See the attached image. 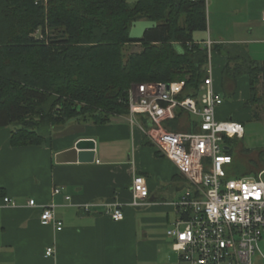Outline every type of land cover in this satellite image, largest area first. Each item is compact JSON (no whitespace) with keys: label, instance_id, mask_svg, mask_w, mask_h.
Instances as JSON below:
<instances>
[{"label":"crops","instance_id":"crops-1","mask_svg":"<svg viewBox=\"0 0 264 264\" xmlns=\"http://www.w3.org/2000/svg\"><path fill=\"white\" fill-rule=\"evenodd\" d=\"M231 6L236 17L216 26L207 14L206 30L193 32V41L222 44L221 48L235 56L231 64L238 61L241 46L252 60L264 61V0H235ZM132 26L135 34L130 36L140 37L155 23L137 20ZM132 47L140 48L136 44ZM210 58L213 87L223 99L215 109V118L243 125L253 119L264 122V81L256 84L252 95L248 75H239L235 82H228L233 88V94L228 95L222 83L227 56L215 51ZM172 113V118L162 121L164 129L189 132L197 128L198 115L180 107ZM136 120L142 127L132 126L128 115L112 116L103 124L73 119L59 130L52 129L44 144L25 146H11V128L0 127V264L179 263V253L165 232L179 215L174 202L190 184L149 142L145 133L153 128L149 118L136 115ZM243 137L231 164L248 173L258 167L252 159L256 153L243 152L251 149L241 142ZM80 138L94 140V161H55L56 153L73 147ZM136 175L144 177L149 190L148 204L141 207L130 205L131 183ZM4 197L16 204H4ZM31 198L37 204L55 205L61 230L40 222V208L27 204ZM115 208L122 210V219L111 218ZM49 246L54 253L46 256Z\"/></svg>","mask_w":264,"mask_h":264},{"label":"trees","instance_id":"trees-1","mask_svg":"<svg viewBox=\"0 0 264 264\" xmlns=\"http://www.w3.org/2000/svg\"><path fill=\"white\" fill-rule=\"evenodd\" d=\"M137 20L155 26L131 37ZM206 28V0H0V127L11 128V146L41 145L53 126L70 120L103 124L128 115L132 84L180 81L179 98L196 97L208 50L193 41V32ZM133 44L139 50L124 51ZM221 46L210 52L227 56L225 93L233 94L228 82L247 74L253 95L264 81V61L252 60L241 46L231 64L235 56ZM240 139L224 138L232 161ZM245 151L256 153L258 168L242 173L231 164L228 174L264 168L262 148Z\"/></svg>","mask_w":264,"mask_h":264},{"label":"built area","instance_id":"built-area-1","mask_svg":"<svg viewBox=\"0 0 264 264\" xmlns=\"http://www.w3.org/2000/svg\"><path fill=\"white\" fill-rule=\"evenodd\" d=\"M261 20L264 23V12ZM212 44L209 40L205 44L208 63L197 98L180 99L183 89L180 81L132 84L128 90L129 123L142 127L136 115L148 117L153 124L152 129L145 131L150 143L157 153L176 165L190 184L174 202L179 215L165 232L179 253L178 264H253L256 254L264 259L259 247L264 239V168L251 175H228L232 156L224 150V138H242L244 125L236 120L215 118V109L223 99L213 87ZM176 107L199 116L195 130L178 132L162 127V121L172 118ZM131 192L130 205L148 204L149 190L143 176H134ZM3 202L16 204L9 197H4ZM27 204L40 208L43 225L62 229L52 202L37 204L31 198ZM110 216L120 220L122 210L115 208ZM53 253V246L46 248V256Z\"/></svg>","mask_w":264,"mask_h":264},{"label":"rangeland","instance_id":"rangeland-1","mask_svg":"<svg viewBox=\"0 0 264 264\" xmlns=\"http://www.w3.org/2000/svg\"><path fill=\"white\" fill-rule=\"evenodd\" d=\"M128 3L133 4L135 0H127ZM235 0H206V11L207 14L211 17L216 26L218 24H223L225 21H229L232 18L236 17L233 15L236 11H232L230 7ZM208 4V5H207ZM244 12L239 15V17L243 16ZM208 16V18H209ZM149 22V20H147ZM223 21V22H222ZM141 23V22H138ZM138 25V24H137ZM136 25V27H137ZM141 25V24H140ZM130 34H135V28L131 31ZM137 34V33H136ZM139 48H133L132 46H125L124 51H137ZM245 134L241 142L245 147L255 149L264 147V122L260 119H253L251 121H246L244 125ZM232 175V174H231ZM264 236V235H263ZM259 247L261 252L264 254V239L259 242ZM263 263L264 259L259 257L258 254L254 255L252 258V263Z\"/></svg>","mask_w":264,"mask_h":264},{"label":"water","instance_id":"water-1","mask_svg":"<svg viewBox=\"0 0 264 264\" xmlns=\"http://www.w3.org/2000/svg\"><path fill=\"white\" fill-rule=\"evenodd\" d=\"M63 126H53V130H59ZM95 143L90 138H80L75 141L73 147L55 154V161L60 162H92L94 161Z\"/></svg>","mask_w":264,"mask_h":264}]
</instances>
